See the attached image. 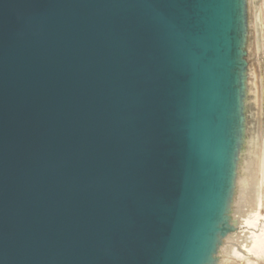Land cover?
Instances as JSON below:
<instances>
[{
	"label": "water",
	"instance_id": "1",
	"mask_svg": "<svg viewBox=\"0 0 264 264\" xmlns=\"http://www.w3.org/2000/svg\"><path fill=\"white\" fill-rule=\"evenodd\" d=\"M247 30V0H0V264H217Z\"/></svg>",
	"mask_w": 264,
	"mask_h": 264
},
{
	"label": "rangeland",
	"instance_id": "2",
	"mask_svg": "<svg viewBox=\"0 0 264 264\" xmlns=\"http://www.w3.org/2000/svg\"><path fill=\"white\" fill-rule=\"evenodd\" d=\"M247 23L246 137L243 145L244 152L238 166L235 195L231 209L233 214L230 213L232 216L230 219H236L239 214L235 212H240L244 215L248 213V219L253 221V218L255 220L257 216H264V0H247ZM244 154H246L245 157ZM256 180L257 184L255 183ZM254 183L257 188L256 193H254ZM237 204L238 206H236ZM260 223L263 225L264 220ZM251 230L255 232L254 229ZM235 231L236 234H239L240 229ZM227 242L225 245H221L222 248H219L217 264H245L244 259H234L232 252L233 250L238 252V250L232 244L226 245ZM262 254L264 256V250ZM254 261L252 260V262ZM255 263L264 264V257Z\"/></svg>",
	"mask_w": 264,
	"mask_h": 264
},
{
	"label": "bare ground",
	"instance_id": "3",
	"mask_svg": "<svg viewBox=\"0 0 264 264\" xmlns=\"http://www.w3.org/2000/svg\"><path fill=\"white\" fill-rule=\"evenodd\" d=\"M244 152V151H243ZM246 154H244L245 157ZM246 160V159H245ZM247 161V160H246ZM248 163V162H247ZM237 182V180H236ZM255 183L257 184V180L255 181ZM254 183V184H255ZM241 184V183H240ZM256 184L255 186H253L254 193H256ZM240 186V185H239ZM241 191L243 192V189H241ZM252 191V190H251ZM240 199V198H239ZM256 199V198H255ZM243 200V199H242ZM240 202V201H239ZM242 203V202H241ZM262 203V202H261ZM248 204V203H247ZM241 205V204H240ZM264 205V204H263ZM238 206V204L236 205ZM248 206V205H247ZM259 206H261L259 204ZM250 207V206H249ZM255 207V206H254ZM253 207V208H254ZM236 208V207H235ZM239 208V207H238ZM252 208V209H253ZM264 208V207H263ZM259 209V208H258ZM257 209V210H258ZM237 210V208L235 209ZM233 211V210H232ZM240 211V210H239ZM249 211V210H248ZM256 211V210H255ZM262 211V210H261ZM236 214H239V216L236 219H233V225L235 226L236 230L240 229L239 234L232 233L229 234L228 236H226L224 238V242L222 243V245H225V242L228 241L226 243V245L232 244L235 246L237 251L232 252V256L234 257V259H238V260H243L245 261V264H256L255 262L261 260L264 256H263V250H264V224L262 225L260 222H263L264 220V216H257L253 221L252 219L249 220V216L248 213L247 215H244L243 213L240 212H235ZM245 213V214H246ZM254 213V212H253ZM233 214V213H231ZM243 214V215H242ZM252 215V214H251ZM250 215V216H251ZM255 216V215H254ZM230 217H232L230 215ZM259 224V226H257ZM251 229H254L255 232H252ZM251 230V231H249ZM236 234V235H235ZM222 248V247H221ZM224 248V247H223ZM227 249V246H226ZM229 249V248H228ZM234 249V248H233ZM224 251V250H223ZM232 251V250H231ZM225 252V251H224ZM219 253V252H218ZM223 254V253H222ZM219 255V254H218ZM226 255V254H225ZM231 255V254H230ZM224 256V255H222ZM252 260H255L254 262H252ZM228 261V260H227ZM221 262V261H220ZM239 263V262H238Z\"/></svg>",
	"mask_w": 264,
	"mask_h": 264
}]
</instances>
